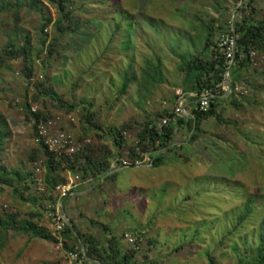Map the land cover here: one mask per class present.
<instances>
[{
    "label": "rangeland",
    "instance_id": "rangeland-1",
    "mask_svg": "<svg viewBox=\"0 0 264 264\" xmlns=\"http://www.w3.org/2000/svg\"><path fill=\"white\" fill-rule=\"evenodd\" d=\"M71 1L74 2L71 8L74 21L80 29L76 34L58 37L54 24L60 16L55 6L46 2L41 6L45 18L52 19L43 29L44 17L31 10L30 0H0V4L11 6L8 12L0 14V56L9 45L19 46L22 39L29 36L33 44L34 77L38 78L34 84L28 82L22 60L0 65V135L6 137L0 145L4 149L0 161L8 170L33 175L27 184L30 190L25 191L20 201L10 189L1 187L4 191L0 194V211H19L26 217L27 212L36 209L42 214L41 225L59 240L31 239L10 232L0 264H72L70 254L73 252H68L65 244L78 249L73 240L63 241L56 221L63 214L62 202L67 197L61 198L62 191L57 190L54 198L59 201H51L47 190L40 191L37 184L39 166L45 185L46 158L36 142L34 122L28 118L24 106H38L50 116L67 113L65 108L70 106L77 107L82 115L76 124L66 126L67 130L79 144L90 140L97 148H109L117 167L120 161L130 159L131 149L146 121L158 122L162 114L175 113L177 92L182 90L177 56L200 53L204 26L211 24L216 30L215 41L220 44L241 2ZM253 10L256 19H264V6L254 5ZM53 44L56 47L51 52ZM156 58L162 62L164 82L161 84L149 82L142 73L146 62ZM127 73L136 79L124 95L121 92ZM245 78L250 86L240 85L235 90L242 106L239 110L225 106L222 111L225 123L215 119L203 121V132L193 143L187 129L177 131L174 140L177 149L166 155L165 166L152 168L147 155L142 167L123 168L116 173L112 182L116 183L121 196L123 192L128 194L132 184L134 189L148 188L147 191L134 190L132 197H136L132 206L144 211L149 221L145 229L148 238L137 251L138 261L210 264L213 259V264H237L239 252L256 246L264 219V60L251 67ZM38 83L44 85L38 88ZM228 83L231 85L229 77L224 84L227 96L232 93ZM50 90L66 104L64 109L61 102L47 97ZM188 104L197 108L193 100L188 99ZM87 110L91 111V122L108 136L105 142L96 138L98 132L85 134L90 126L82 116ZM194 110L189 111L188 105L187 114H193ZM125 126L129 129L124 131L125 147L119 154L108 134L111 129ZM58 172L67 182L68 171L64 165ZM78 177L82 183L80 174ZM112 182L101 185L100 195L96 196L108 200L109 194L114 193ZM33 198L40 202L34 203ZM113 200L116 214H119L118 207L128 205L123 203L125 198L114 197ZM97 204H101L99 199ZM246 204L250 205L251 212L239 226ZM123 242L129 244L124 239Z\"/></svg>",
    "mask_w": 264,
    "mask_h": 264
},
{
    "label": "trees",
    "instance_id": "trees-1",
    "mask_svg": "<svg viewBox=\"0 0 264 264\" xmlns=\"http://www.w3.org/2000/svg\"><path fill=\"white\" fill-rule=\"evenodd\" d=\"M48 3L50 6H55L59 12V19L55 22L54 28L57 30V35H71L76 34L80 29V25L75 23L73 17L71 0H30L29 6L31 10L39 12L44 17L46 22L43 29L47 28L51 23L52 19L45 18L42 5ZM11 8L6 3L0 4V14L6 13ZM255 10V8H254ZM254 10L250 16H246L241 22H237L233 29L229 27L228 33L235 34L237 36V54L234 65L231 67L228 64V60L224 53L219 48V44L215 41V27L213 24L204 26L205 37L199 43L201 48L200 53L191 54L189 52L178 55L180 65L178 72L182 76L180 87L185 94H195L198 98L202 97L204 93L210 92L215 95L210 100V108L204 112L199 109L194 110L192 117H184L174 119L173 114H162L158 122L163 119H171L168 126H165L162 131L157 128V120L146 121L143 124V128L138 135V139L131 149L129 158L127 159L131 163L142 162L145 156L153 161L152 168H160L165 166L166 155L171 152H175L177 149L174 143L177 131L185 128L192 135L191 142H195L199 138L202 130V122L210 119H215L219 123H225L223 119V110L225 106L229 105L234 110H239L242 106V100L237 97L236 88L240 85L250 86V82L245 78V73L253 67L251 61L252 52H256L257 55H264V19L258 20L254 15ZM128 15V14H126ZM121 24L117 27L116 32L119 31ZM222 30L223 28H219ZM115 34L111 40H114ZM226 32V31H224ZM47 36L45 40H47ZM56 41H58L56 39ZM45 43V42H44ZM56 47L55 44L50 46L51 52ZM32 54L33 44L29 36H25L19 46L9 45L3 56H0V65H5L6 61H18L22 60L25 64L24 74L28 82L31 83V79L34 78L35 72L32 67ZM160 58L155 60H148L146 62V68L142 70L143 75L151 83L161 84L164 82L162 79V64ZM229 72V80L232 86V93L227 96V92H224L219 88L221 85L226 83V74ZM135 76H131L127 73L122 94H126L129 87L135 81ZM44 84H37L39 88ZM48 98L61 100L58 95L50 90L47 94ZM190 100H197L196 98H189ZM199 108V104L196 105ZM66 104L61 102V108H65ZM71 112L77 107L65 108ZM24 111L28 115V118L34 122V129L37 136V125L41 120L48 119L51 116L45 112L38 111L32 113L30 104L24 106ZM88 111V110H87ZM91 111H88L83 115L84 119L90 126L87 128L85 134L90 132H98L97 139L101 142H105L108 136L102 134L100 126L92 123L90 120ZM129 129L127 126L122 128L111 129L109 135L112 144L119 154L125 147V133ZM6 139L5 136L0 135V145ZM43 151L46 162H45V187L47 190V198L51 201L58 202L59 198H54V195L59 186L65 184V180L58 171L62 170V167H66L76 177L78 174L82 177V181H93L94 184L98 183L97 187H100L102 183L114 180L116 173L114 165V157L109 148H97L95 145L86 144L81 151L73 158L70 159L66 156H58L55 153L50 152L43 144L39 145ZM4 149L0 146V153ZM119 167H122V161L118 163ZM32 174H25L19 170H8L4 167L0 161V194L3 193L2 188L10 189L12 195L18 200H22L25 195V191L30 190L29 181L32 179ZM65 181V182H64ZM28 184V185H27ZM2 187V188H1ZM34 203H39L40 200L37 198L31 199ZM251 212L250 205L246 204L244 213L240 216L238 225H242L249 217ZM26 217H23L19 211L11 212L8 210L0 211V256L3 250L6 248L9 240V233L14 232L18 235L29 236L31 239L46 240L51 242H58L55 237L49 232V230L41 225L42 214L36 209H31L27 212ZM73 228L79 234L78 238L74 235L70 225H66L61 233L63 241L73 240L74 246L78 249L68 248V252H78L83 256L81 251V243L85 246L87 257L90 261L97 263L87 262V264H144L136 259L137 251L129 250L124 252L122 250L123 238L116 236L109 237L105 243L102 240L82 232L73 221L70 223ZM103 229L109 232L106 226H101ZM141 231V230H138ZM134 231V232H138ZM148 238V236H146ZM80 241V243H79ZM238 251V250H236ZM239 252V251H238ZM213 264V259H210ZM237 264H264V219L258 230V239L254 248H248L245 252H239L237 255Z\"/></svg>",
    "mask_w": 264,
    "mask_h": 264
},
{
    "label": "built area",
    "instance_id": "built-area-1",
    "mask_svg": "<svg viewBox=\"0 0 264 264\" xmlns=\"http://www.w3.org/2000/svg\"><path fill=\"white\" fill-rule=\"evenodd\" d=\"M254 4L253 0H241L238 6V13L235 16V20L233 21V29L237 22H241L246 16H250L253 10ZM219 48L224 53L225 57L228 60V64L232 67L235 63L236 54H237V36L232 33H228L220 41ZM251 61L253 65H257L259 60H264V56L259 57L256 52H252ZM229 77V72L226 74V79ZM39 79H43L42 77ZM38 78H32L31 83L37 82ZM222 91H227L226 85H221ZM215 95L210 92H206L202 97L198 98L195 94H185L183 90H178L177 92V108L175 110L174 119L189 117L193 114H187L188 108V99L196 98L194 103L199 104V109L201 111H208L210 108V100L214 98ZM32 113H37L39 111L38 106H30ZM82 112L79 109H75L71 112L67 113H59L51 116L48 119L41 120L37 125V136L36 142L41 145L43 144L50 152L55 153L59 156H66L70 159H73L84 147V145L89 144L90 140H86L83 143L77 141L75 136L69 132L66 128L68 125L76 124L79 118L81 117ZM83 117V116H82ZM171 122V119H164L158 122L157 128L159 131H162L165 126H168ZM147 161L153 162L149 156L146 158ZM144 163L136 162L135 164L130 161L123 160L122 167H115L114 172L116 173L118 170H122L123 168H134V167H142ZM152 165V164H151ZM38 174L37 184L40 188V191L45 192L44 179L40 177L41 168L38 166L36 170ZM80 178L76 177L74 180H67L66 184L59 186L57 190H61V198L67 197V195L71 191V187L75 184L80 183ZM58 230L63 231L64 227L68 225L65 221V217L62 214L57 218ZM146 232L138 231V232H127L124 235V241H127L131 247V250L139 251L142 244L145 243L146 240ZM70 260L72 264H87V260L84 256H81L80 253L74 252L70 254Z\"/></svg>",
    "mask_w": 264,
    "mask_h": 264
},
{
    "label": "crops",
    "instance_id": "crops-1",
    "mask_svg": "<svg viewBox=\"0 0 264 264\" xmlns=\"http://www.w3.org/2000/svg\"><path fill=\"white\" fill-rule=\"evenodd\" d=\"M263 3L264 0H253V4L256 7L257 5L264 6ZM232 25L233 24H231V26ZM194 109L195 108L193 107V105L189 104V111L192 112ZM66 170L68 171V176L65 175L68 178L67 180H74L76 176L68 169ZM58 174L61 175L60 172H58ZM103 184L104 183H102L101 185ZM112 184L114 193H110L109 199L105 201L99 196H96L100 195V189H98L99 187H97L98 183L94 184L93 181H86L75 184L71 187L70 193L64 200L65 207L64 205L62 206L64 217H67L70 221L72 220L82 232L101 239L102 243H105L106 240L111 236L119 237L126 234L127 232H134L138 230L147 231L145 229L148 227L149 222L146 219L144 211L142 213L141 209L138 210L136 206H132L133 200L136 199L135 196L134 198H132L133 191H147L148 188L146 187V189H144L143 187H141V189H134L132 184V187L128 190V194L127 192H123V196H121V192L116 187V183L112 182ZM114 197L120 200L125 198V200H123V203H128L127 206L118 207L117 210L119 211V214L113 212L114 210L112 206L116 205V202H114L113 200ZM93 198H95V200ZM92 199L95 202H91ZM98 199L101 202L99 206L97 204ZM101 226H106L109 232L103 229ZM121 245L124 252H128L129 250H131L129 244H125L122 241Z\"/></svg>",
    "mask_w": 264,
    "mask_h": 264
},
{
    "label": "water",
    "instance_id": "water-1",
    "mask_svg": "<svg viewBox=\"0 0 264 264\" xmlns=\"http://www.w3.org/2000/svg\"><path fill=\"white\" fill-rule=\"evenodd\" d=\"M228 86H229V89L231 90V85H230V83H228ZM63 205H64V201L62 202V206H63ZM65 221H66V223H67L68 225L71 226L74 235L77 236L78 238H80V237H79V234H78L77 231L73 228V226L70 224V221H69V219H68L67 217H65ZM81 248H82L83 256H84V258H85L88 262H91V263H97V262H95V261H90V260H89V258L87 257V253H86L85 246H84L82 243H81Z\"/></svg>",
    "mask_w": 264,
    "mask_h": 264
}]
</instances>
